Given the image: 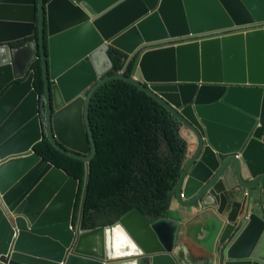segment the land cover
I'll return each instance as SVG.
<instances>
[{
	"label": "water",
	"instance_id": "1",
	"mask_svg": "<svg viewBox=\"0 0 264 264\" xmlns=\"http://www.w3.org/2000/svg\"><path fill=\"white\" fill-rule=\"evenodd\" d=\"M207 32L219 35L175 45ZM110 48L128 56L124 68L137 59L130 77L107 75ZM114 78L178 122L186 154L174 195L221 232L216 264H264V0H0V264H180L178 220L133 210L82 230V204L73 227L78 180L33 151L45 135L88 165L89 99Z\"/></svg>",
	"mask_w": 264,
	"mask_h": 264
},
{
	"label": "trees",
	"instance_id": "2",
	"mask_svg": "<svg viewBox=\"0 0 264 264\" xmlns=\"http://www.w3.org/2000/svg\"><path fill=\"white\" fill-rule=\"evenodd\" d=\"M50 1L44 0V4ZM35 37L37 34L29 39ZM108 55L113 66L107 75H132L136 58L124 68L127 55L115 48H110ZM30 70L35 75L33 87L43 112L44 81L39 58ZM88 116L96 145V154L88 165L59 152L45 135L33 148L37 155L78 180L72 226L78 223L82 204V230L114 225L133 210L150 223L166 217L186 154V143L173 115L146 92L114 78L91 94Z\"/></svg>",
	"mask_w": 264,
	"mask_h": 264
},
{
	"label": "crops",
	"instance_id": "3",
	"mask_svg": "<svg viewBox=\"0 0 264 264\" xmlns=\"http://www.w3.org/2000/svg\"><path fill=\"white\" fill-rule=\"evenodd\" d=\"M254 201V200H253ZM255 212H262L253 204ZM167 218L178 220L180 228L175 242L174 253L180 264H216L213 259L222 243L221 232L212 233L208 224L195 216V208H182L176 201L174 191L170 194Z\"/></svg>",
	"mask_w": 264,
	"mask_h": 264
},
{
	"label": "built area",
	"instance_id": "4",
	"mask_svg": "<svg viewBox=\"0 0 264 264\" xmlns=\"http://www.w3.org/2000/svg\"><path fill=\"white\" fill-rule=\"evenodd\" d=\"M217 35H219V33H217V32H207V33H200V34H189L188 38H184V39H182L180 41H176L175 45H177L178 43L186 44V43H189L191 41H200V40H203V39H212L214 37H217ZM165 45H167V44H165V43L159 44L158 47H166ZM236 157L239 158V155H237Z\"/></svg>",
	"mask_w": 264,
	"mask_h": 264
},
{
	"label": "bare ground",
	"instance_id": "5",
	"mask_svg": "<svg viewBox=\"0 0 264 264\" xmlns=\"http://www.w3.org/2000/svg\"><path fill=\"white\" fill-rule=\"evenodd\" d=\"M113 231H114V239L116 242V253L118 252V254H120L121 252L120 248L124 247V246H120L123 243L124 234L122 233V230L120 228H115ZM118 247H120L119 250Z\"/></svg>",
	"mask_w": 264,
	"mask_h": 264
},
{
	"label": "flooded vegetation",
	"instance_id": "6",
	"mask_svg": "<svg viewBox=\"0 0 264 264\" xmlns=\"http://www.w3.org/2000/svg\"><path fill=\"white\" fill-rule=\"evenodd\" d=\"M33 39H34V38H33ZM33 39H26V40H24L23 43H25V42H27V41H29V40H33ZM23 43H21V44H23ZM42 115H43V112H42Z\"/></svg>",
	"mask_w": 264,
	"mask_h": 264
},
{
	"label": "clouds",
	"instance_id": "7",
	"mask_svg": "<svg viewBox=\"0 0 264 264\" xmlns=\"http://www.w3.org/2000/svg\"><path fill=\"white\" fill-rule=\"evenodd\" d=\"M72 228V227H71ZM73 229V228H72Z\"/></svg>",
	"mask_w": 264,
	"mask_h": 264
}]
</instances>
